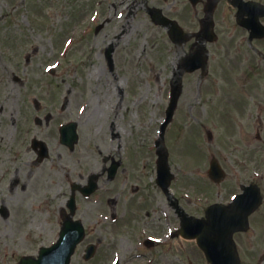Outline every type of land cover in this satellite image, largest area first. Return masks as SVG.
<instances>
[{"label":"rangeland","instance_id":"1","mask_svg":"<svg viewBox=\"0 0 264 264\" xmlns=\"http://www.w3.org/2000/svg\"><path fill=\"white\" fill-rule=\"evenodd\" d=\"M118 2L106 0V5L95 9L109 15L106 27L96 33L93 26L100 18L87 30L97 6L95 0H0V207L8 210V215H0V264H18L20 255L33 254L40 245L56 238L57 211L65 209L70 185L86 184L90 171L100 173L93 199L76 194V217L86 226L85 241L127 254L131 249L122 248L129 244L124 234L137 228L146 212L164 221L160 209L169 200L156 186L153 191L150 183L157 158L154 144L170 89L175 86H179L177 106L162 137L175 173L172 200L178 199L189 214L204 216V208L218 199L225 200L232 190H224L236 182L254 180L264 194V178L255 179L251 172H264V108L252 105H264V99L259 97L263 93L256 81L245 89L238 88L243 84L238 73L217 70L215 43H205L209 52L205 69L179 72L181 59L196 48L194 32L204 16L200 5L192 6L188 0ZM152 6L162 7L180 22L188 31L186 42L174 44L169 40L165 28L150 18L147 9ZM126 7L127 13L118 18L117 13ZM226 22L217 41L222 48L218 59L223 57L224 61L234 52L233 40L245 34L233 19ZM129 30L133 32L128 34ZM249 43L253 46L249 40L241 47L250 57L262 58L264 42L255 47L262 56L251 53ZM109 48L113 51L112 70L105 58ZM116 81L120 87L113 94ZM236 88L238 94L243 91L249 98L252 114L248 124L234 118L241 108L235 102ZM113 101L122 107H116ZM84 102L88 106L82 110L76 128V144L72 149L60 147L54 126L77 116L81 111L78 105ZM47 114L51 119L46 120ZM36 117L40 124L31 120ZM22 126L29 127L24 136L26 146L22 147L25 150L16 149ZM35 135L54 145V152L39 162L31 149L30 138ZM116 145L123 148L112 158L121 166L115 178L108 179L107 173L98 169L110 164L102 157ZM212 156L226 172L221 186L211 183L205 172ZM146 197L151 199V208L143 210L140 203ZM122 213L123 219L115 223L109 220L110 215ZM172 213L167 221L174 229L178 222ZM247 234L243 233L239 249L244 260L257 253L245 250ZM112 250L105 255L108 261ZM78 252L73 264H86ZM156 254L160 264L163 258L170 264H207L195 240L186 241L178 235L159 247Z\"/></svg>","mask_w":264,"mask_h":264},{"label":"flooded vegetation","instance_id":"2","mask_svg":"<svg viewBox=\"0 0 264 264\" xmlns=\"http://www.w3.org/2000/svg\"><path fill=\"white\" fill-rule=\"evenodd\" d=\"M258 1L264 3V0H258ZM220 2H223V3L221 4ZM238 10H239L238 7L236 5H232L230 0H218L217 1V6L214 12V22H215V28L218 33L221 32L220 27H222L228 19H233V24L237 28H240L244 30L245 33L249 34L245 28H243L241 25L237 23V19L239 16ZM245 17L247 16L245 15ZM260 19H261V22L264 23V17H261ZM230 24L232 25V22ZM230 24L228 25L227 23L228 26H230ZM105 27H106L105 22H103L102 28L104 29ZM261 40L264 41V39H261ZM243 43H244V40L242 39L240 40V38L233 40V45H234L233 49H235V53L234 55L229 54L230 55L229 59L226 61L223 60V57L221 59H218V55L220 54L222 48L220 44H217L216 50L218 52L217 53L218 66L219 67L228 66L224 69L229 70L230 73L236 72L238 74H241L242 75L241 78H245L246 80L252 76L256 78L262 77L264 74V65H263L264 56L262 58H256L257 62L255 63L253 62L254 59L252 57L244 58L246 56V53L244 51L245 48L241 47ZM243 55L244 57H242ZM257 56H262V52L258 53ZM253 65L256 67L253 68ZM238 117L240 119L245 118L242 115H238ZM53 130L55 131V126ZM48 134H51V133H48ZM110 152H113V153H110ZM118 152H119V149L109 150L107 152L108 153L107 156L112 158V156ZM107 160L108 159H106L105 157H102V161L104 163H106ZM106 169H107V166L101 165V167L98 170L104 172L106 171ZM244 171L246 172V170ZM99 177L100 175L97 178ZM150 187L152 188V190L154 189V186L151 183H150ZM121 188L123 189V185ZM136 189L139 190L138 188ZM148 190L151 191V189H148ZM231 190H232L231 194H236L238 192V191H233L232 188ZM144 197H141V198H144ZM222 200L218 199L219 202H222ZM225 200L229 202L228 198H226ZM140 206H141L140 208L143 210H146L147 208H151V199H148L146 197L145 200L140 203ZM166 209L168 212L169 210L170 211L172 210V203L170 201L166 205ZM132 213H135V210H133ZM124 214L125 213H122L120 214V216H123ZM145 214L147 216L140 219L138 227L132 230L133 234L135 235L136 241L141 239V244L138 246L137 244L132 243L129 245L122 246V248L131 249V251L128 252L127 254H124L122 251H117L118 264H160V261H159L160 257H157L156 253L157 251H159V247L166 245L167 238L163 239L165 241L163 243V242L153 241L149 239V237L151 236V237L157 238L162 235H165L166 231L167 232L170 231V229L168 230V228L171 227V223L170 221H167V217L164 219L163 224H162L160 218H155L154 215H150L149 212H146ZM246 219H247L248 228H246L245 230L235 231L232 235L233 242L239 252V249L242 247V244H243V237H242L243 233H246V234L250 232L252 234L256 233V235H250V236L247 234L248 243L245 245V250L248 249L249 251H256L257 253L254 254L253 256H250V255L247 256L248 260H244L243 256L239 252L240 262L241 264H253V262H255V264H264V197L262 198V202L256 207V209L246 216ZM161 226L164 227V229H162ZM137 229H138L139 234H137ZM127 240L131 241L132 236L130 235V238L127 237ZM132 241L136 243L135 240H132ZM111 250H112V247L107 248L104 245L97 246L94 255L90 259V262H93L95 260L96 262L102 261V264L103 263L110 264L111 262L106 260L107 256L105 255L107 254V252ZM116 250L117 249L112 250V256ZM166 250H168V247ZM160 253L162 252L160 251ZM169 262L170 261L168 259L163 258L162 264H169Z\"/></svg>","mask_w":264,"mask_h":264},{"label":"water","instance_id":"3","mask_svg":"<svg viewBox=\"0 0 264 264\" xmlns=\"http://www.w3.org/2000/svg\"><path fill=\"white\" fill-rule=\"evenodd\" d=\"M173 32H175V30L173 29ZM171 36L173 39H175V34L171 33ZM197 60L194 56H189L186 59V66L189 70H193L194 68L197 67V62L195 61ZM177 98V93L174 92L173 93V99H172V104L170 106V110H172L175 106V101ZM171 114H169L170 117ZM212 164H214V162H212ZM160 171L159 173H162L163 170L166 171L165 168V162L164 160L161 161L160 163ZM218 174V173H217ZM218 179V178H216ZM159 182L164 186L165 185V179L164 178H160ZM186 221L190 222V219H185ZM195 226L191 227L190 223L187 225L188 227V231H191L190 233H192L193 235L198 237V244L204 249V251L206 252V254H208L209 259L212 261V264H214V250L213 249V243L219 242L221 245H223V248L229 253L230 257L235 261L234 264H237V259L233 253V250L230 246V241H229V232L226 233H220L218 234V236H216L215 238H213V236H211V231L210 229H212V227L208 226V224L204 223V221L202 220H197L195 221ZM191 229V230H190ZM233 255V256H232Z\"/></svg>","mask_w":264,"mask_h":264},{"label":"bare ground","instance_id":"4","mask_svg":"<svg viewBox=\"0 0 264 264\" xmlns=\"http://www.w3.org/2000/svg\"><path fill=\"white\" fill-rule=\"evenodd\" d=\"M112 85V84H111ZM117 88H118V85H115ZM114 89H116V88H114Z\"/></svg>","mask_w":264,"mask_h":264}]
</instances>
